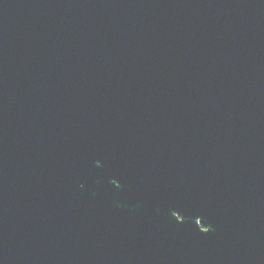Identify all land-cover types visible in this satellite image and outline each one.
<instances>
[{"label": "water", "instance_id": "water-1", "mask_svg": "<svg viewBox=\"0 0 264 264\" xmlns=\"http://www.w3.org/2000/svg\"><path fill=\"white\" fill-rule=\"evenodd\" d=\"M0 264H264V0H0Z\"/></svg>", "mask_w": 264, "mask_h": 264}, {"label": "snow or ice", "instance_id": "snow-or-ice-1", "mask_svg": "<svg viewBox=\"0 0 264 264\" xmlns=\"http://www.w3.org/2000/svg\"><path fill=\"white\" fill-rule=\"evenodd\" d=\"M205 231H207V229Z\"/></svg>", "mask_w": 264, "mask_h": 264}]
</instances>
